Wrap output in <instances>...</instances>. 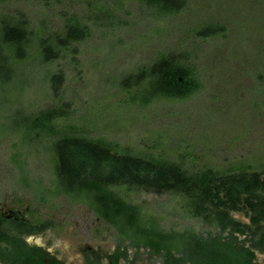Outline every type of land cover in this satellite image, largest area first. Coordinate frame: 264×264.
I'll use <instances>...</instances> for the list:
<instances>
[{"label": "rangeland", "instance_id": "obj_1", "mask_svg": "<svg viewBox=\"0 0 264 264\" xmlns=\"http://www.w3.org/2000/svg\"><path fill=\"white\" fill-rule=\"evenodd\" d=\"M92 1L0 3V29L7 19L27 21L33 32L27 54L15 57L21 65L1 72L0 210H20L50 224L38 241H46L54 250L90 245L97 252H113L120 246L131 256L165 264L166 256L123 241L88 207L76 206L65 197L47 206L34 190L23 187L15 160L23 163L29 156L32 178L50 180L56 156L44 139L29 147L21 145L24 137L34 140L35 133L17 135L10 130L17 127V118L24 120L21 114L17 117L20 111L30 115L68 102L76 124L92 138H105L120 149L197 169L212 167L226 174L247 171L264 178V0H189L183 10L168 15L136 0ZM74 15L88 24L89 37L64 49L61 57L46 61L41 41L57 47ZM210 24L223 29L214 36L202 35ZM162 53L182 54L195 66L202 80L197 94L171 100L155 97L148 81L130 80L126 87V78L154 64ZM61 72L66 77L56 95L52 78ZM118 189L143 207L148 221L158 222L166 232L220 233L203 219L193 218L188 202L172 193L136 184ZM231 215L247 229L258 230L252 222L254 211H231ZM257 255L264 263V254L258 251Z\"/></svg>", "mask_w": 264, "mask_h": 264}, {"label": "trees", "instance_id": "obj_2", "mask_svg": "<svg viewBox=\"0 0 264 264\" xmlns=\"http://www.w3.org/2000/svg\"><path fill=\"white\" fill-rule=\"evenodd\" d=\"M7 1L0 0V3ZM136 1L158 7L163 15L177 13L189 4V0ZM1 25L0 80L2 70L9 72L8 69L21 65L15 57L27 54L33 35L27 21L8 22L5 19ZM66 28L67 35L57 39V47L49 40L41 41L46 61L61 57L64 49L90 35L88 24L77 15L69 18ZM220 29L223 28L210 24L202 35L214 36ZM6 47L15 54L8 55ZM184 59L182 54L162 53L154 64L126 78V87L130 80L135 84L148 81L155 97L189 99L202 89V80L195 66ZM65 77L64 72L53 76L56 95H59ZM20 114L24 120L17 118V127L10 131L17 135L36 134L34 140L24 137L21 145L29 147L44 139L52 147L49 152L56 156L55 171L50 180L32 178L28 172L29 156L23 163L20 159L15 160L19 183L34 190L47 206L61 197L76 206H86L116 229L123 241H131L139 250L148 249L155 255L166 256L165 264H237L241 256L244 259L254 257L258 251L264 254V228L261 227L264 178L260 173L237 171L226 174L212 167L197 169L188 167L185 162H167L158 157H145L126 147L120 149L105 138H92L88 130L76 124L68 102L30 115L20 111L17 117ZM128 184L147 186L158 193H172L184 199L193 218L203 219L207 225L219 228L220 233L166 232L158 222L147 220L141 205L119 191L120 186ZM246 210L254 211L252 222L258 227L257 231L247 229L231 215V211ZM36 227L30 231L18 230V236L11 231L4 232L2 239L23 240L21 236L42 233L51 225H44L42 230ZM240 235L251 238L240 241ZM249 242L252 244L246 249Z\"/></svg>", "mask_w": 264, "mask_h": 264}, {"label": "flooded vegetation", "instance_id": "obj_3", "mask_svg": "<svg viewBox=\"0 0 264 264\" xmlns=\"http://www.w3.org/2000/svg\"><path fill=\"white\" fill-rule=\"evenodd\" d=\"M28 215L20 210L10 213L0 210V264H155V258L131 256L125 248L120 246L116 247L113 252L109 250L97 252L90 245L85 248L84 246L72 248L69 251L61 248L54 250L46 241H38L39 236L45 234L51 227L42 233L23 235L21 236L23 240L2 239L4 232L11 231L13 235L18 236V230L30 231L36 226L37 230H42L46 225ZM240 237L245 236L240 235ZM240 241L243 240L240 239ZM250 246L247 244L245 248L249 249ZM244 258L239 257L237 264H264L257 252L254 257Z\"/></svg>", "mask_w": 264, "mask_h": 264}]
</instances>
